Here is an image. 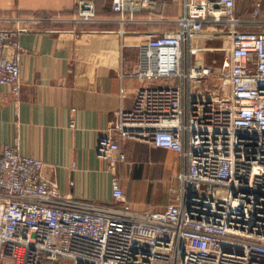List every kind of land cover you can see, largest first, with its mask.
Wrapping results in <instances>:
<instances>
[{
    "label": "built area",
    "instance_id": "1",
    "mask_svg": "<svg viewBox=\"0 0 264 264\" xmlns=\"http://www.w3.org/2000/svg\"><path fill=\"white\" fill-rule=\"evenodd\" d=\"M75 3L80 21L94 18L89 0ZM126 4L156 8L154 0ZM234 11L235 0H184L176 30L120 32L123 49L139 50L136 77L176 82L139 89L99 138L97 156L112 170L125 162L115 135L174 152L181 203L136 212L117 176L112 204L74 200L47 164L0 142V264H264V30L236 31L247 22ZM25 31L0 30V85L15 95L21 55L8 52ZM222 36L217 70L192 63L195 39Z\"/></svg>",
    "mask_w": 264,
    "mask_h": 264
},
{
    "label": "crops",
    "instance_id": "2",
    "mask_svg": "<svg viewBox=\"0 0 264 264\" xmlns=\"http://www.w3.org/2000/svg\"><path fill=\"white\" fill-rule=\"evenodd\" d=\"M89 1L95 16L83 22L75 0H0V30H26L17 37L19 49L8 52L21 55L19 93L0 85V142L17 144L20 156L47 164L62 195L112 204L117 176L133 210L163 211L181 203L183 195L178 179L182 163L174 152L115 135L126 159L112 170L96 148L118 114L131 110L139 89L176 82L136 77L139 50L121 47V30L174 31L184 0H154L153 10L132 8L126 0ZM244 1L254 6L253 0ZM242 3L235 0L240 20L249 15ZM217 51L215 42L209 47L200 43L202 63L197 65L217 70L216 59L203 58Z\"/></svg>",
    "mask_w": 264,
    "mask_h": 264
},
{
    "label": "rangeland",
    "instance_id": "3",
    "mask_svg": "<svg viewBox=\"0 0 264 264\" xmlns=\"http://www.w3.org/2000/svg\"><path fill=\"white\" fill-rule=\"evenodd\" d=\"M253 4L255 5L257 2L261 3V7H260V15L258 17H254L252 16V11L254 6L252 7V5L250 6H245V1L243 0V9H244V13L248 12V16L247 18L242 19L243 21H246L247 23H244L243 25H239L238 27L235 28L236 31H260V30H264V0H253ZM254 22V21H258V24H251L250 22ZM207 30V28H206ZM214 42L216 43L217 47H218V51L212 55H206V57L204 56L203 58H207L208 60L210 58H212V60L216 59L217 62L220 64L223 60V58L226 55V49H227V45H226V41L225 38L222 37H218V38H207V40L203 37H198L197 39H195L191 44L192 48H196L198 49L199 44L204 43L205 46L207 45L208 47L213 45ZM191 48V47H190ZM199 54V52H198ZM209 54V53H207ZM200 56H195L193 57V62L195 64L198 63H202V60H200ZM199 58V59H198ZM220 67V66H219ZM217 82V79L212 78L210 81L206 82L208 86L214 84Z\"/></svg>",
    "mask_w": 264,
    "mask_h": 264
}]
</instances>
